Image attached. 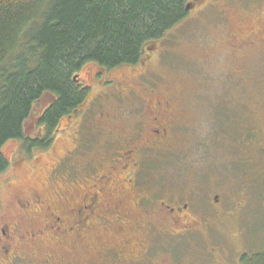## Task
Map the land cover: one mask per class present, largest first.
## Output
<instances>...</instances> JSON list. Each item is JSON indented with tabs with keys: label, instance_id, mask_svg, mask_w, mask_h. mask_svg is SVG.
<instances>
[{
	"label": "rangeland",
	"instance_id": "374dc122",
	"mask_svg": "<svg viewBox=\"0 0 264 264\" xmlns=\"http://www.w3.org/2000/svg\"><path fill=\"white\" fill-rule=\"evenodd\" d=\"M189 10L185 21L146 47L142 65L108 74L119 93L90 80L98 65L82 69L91 93L60 121L52 149L27 156L16 141L3 147L11 164L0 175V222L17 214V198L39 193L62 207L99 176L125 178L137 164L141 186L132 183L131 192L174 207L187 202L193 223L172 224L164 208L146 221L144 209L125 199L130 220L101 213L107 223L95 219V233L81 239V247L72 236L23 240L16 264H251L264 251V0H193ZM143 74L154 77L163 88L159 101L169 103L167 122L175 129L162 150L149 149L151 121L143 117L132 130L138 126L134 111L146 109ZM53 100L47 94L35 104L27 134L38 135L37 117ZM119 149L134 153L115 167ZM65 157L53 183L52 170ZM149 205L144 208L151 213L160 207ZM188 223L195 235L172 236ZM142 246L150 247L143 258ZM108 249L121 254L118 262L107 259Z\"/></svg>",
	"mask_w": 264,
	"mask_h": 264
},
{
	"label": "trees",
	"instance_id": "16d2710c",
	"mask_svg": "<svg viewBox=\"0 0 264 264\" xmlns=\"http://www.w3.org/2000/svg\"><path fill=\"white\" fill-rule=\"evenodd\" d=\"M191 1L0 0V174L3 147L23 139L43 96L54 97L41 118L50 134L85 100L74 81L85 66L138 64L189 17ZM251 264H264V251Z\"/></svg>",
	"mask_w": 264,
	"mask_h": 264
},
{
	"label": "flooded vegetation",
	"instance_id": "af4514ba",
	"mask_svg": "<svg viewBox=\"0 0 264 264\" xmlns=\"http://www.w3.org/2000/svg\"><path fill=\"white\" fill-rule=\"evenodd\" d=\"M189 9H190V4L188 6V10ZM147 47L151 48L150 46ZM146 50L147 49L145 48L143 51V56L146 53V57H147L148 53L146 52ZM142 59L138 64L128 65V67L133 68L142 65L143 62ZM121 67H127V66H119L113 69L103 68L99 66L98 68L100 70L97 71V73L95 72L94 75H92V79L90 80L95 81L96 84H99L100 86H102V88H107L110 90L113 88L112 91H114L117 89V86L113 80H110L108 78V74L113 70ZM142 76H143L142 82L145 84L144 93L146 97L143 99V101L146 103L145 104L146 109L143 110L144 115L141 113L139 107L137 109L138 110L137 112L134 111L135 112L134 116H136L138 120L137 121L138 126L135 125L132 128V130H135L141 125H143V121L141 120V118L144 117L146 120L148 119L149 121H151V123H149L148 125L147 132L149 135H151V139L153 141V144L151 146L154 145L149 149L162 150L164 146H166L165 142L163 141L166 138L168 139L169 137L168 133L172 132V130L175 129L174 126L169 125L167 122L168 115L171 114L170 107L168 105L169 103L165 102L163 104L162 102L159 101V97L157 93L158 92L160 93L161 90H163V88H161L159 86V83L153 79L154 77H150V75L148 74L147 75L143 74ZM74 81L76 85L79 87L80 91L85 92L86 94L85 100H86L87 96H89L91 93L90 91L91 86L85 84L80 79V74H77V76H75ZM117 93L119 92L117 91ZM85 100L83 101V103L85 102ZM53 101L37 117L38 119L37 126L41 130L37 133L38 135L27 134L24 126L23 139L13 140L18 143L20 150L27 156H32V154L35 153L36 151H48L49 149H52L51 147L55 142V136L58 132L60 121L65 118L63 117L59 121L56 129L49 134L47 126L41 123V118L44 111L48 109V107L53 103ZM79 107L72 114H74L79 109ZM178 127L179 126H177V129ZM132 130L130 129L128 131V134L132 132ZM136 132L139 134V131H135L134 134H137ZM147 141H150V139L148 138ZM130 142L131 144L136 142L134 135L130 140ZM114 153L115 156H113L114 159L112 158L111 162L115 164V167L116 166L119 167L118 165H120L121 162L126 161V164H128L129 160L132 159L131 153H134V149H129L128 151L122 150L120 152L115 151ZM120 153L123 155L122 156L123 160L116 161V158H119ZM63 159H66V157L62 158L61 161L57 163L55 169L52 170L53 174L51 176V180L53 183H55L53 179L57 178V176L59 177L60 170L63 165ZM6 160L9 165L5 172L8 171L11 164V161L9 159L6 158ZM24 161H25V157H23L22 159L19 158L17 160L18 164ZM134 166H136L137 168L135 173H127V176H133V178L129 179L126 176L125 178L118 179L115 176L101 175L98 178H96L94 184L92 185L91 189L89 188L88 192L85 191L83 194H81L82 190H79L77 192L75 191L74 193L75 196L79 195L80 198L78 197L77 200L72 201V203H69L66 200V203L62 207H55L53 205L54 203L51 204L52 201L51 202L47 201L39 193H32V195L26 198L24 197L17 198L18 200H16L14 203L17 214H15V216L10 218V220L7 222H0V264H16L17 260L19 259L21 260V258H19L21 254L18 251H19V247L24 245V243H21L23 242V240L25 241L28 240L32 242L38 238L46 236L47 234L56 237V239H60L63 237H64L63 239H67L70 238V236H72L75 239L74 242L78 244V247H81V239L95 233V223H94L95 219L97 220L98 218L103 220L105 223H107L108 218L103 217V215L101 216L100 215L101 213L104 214L105 212H110L111 215L113 214L117 215L116 219H121V220L123 219V221L130 220L132 214L130 213L129 207L125 204V199H128L131 202H133L134 206L137 209L139 210L144 209L143 214L147 218L146 221H148V218L151 217V215L153 218H156V216L160 217L162 215L161 211L164 208L165 214L168 216V218L171 219L172 224L176 225L181 220L190 221L193 223L194 220H192L189 216L185 215V212L188 211V209H190V204H188L187 202L179 206L175 205L174 207L167 202L166 203L165 202L158 203V201L154 202L153 199H149L145 196H142L141 192L137 195L136 190L134 192H131L132 183H134L136 187L138 185H139L138 187L141 186V181L138 178L141 169L140 167L137 166V164H134ZM62 177H64L65 180L68 179L65 178L66 176L64 174H62ZM74 186L71 185V188L73 190L75 189ZM72 195L73 192L69 194V196ZM218 197H216L215 203L218 202L217 201ZM57 198L58 196L55 197V200ZM145 202L151 203V205H149L150 208H152L151 206L153 205H155L156 207L159 206L160 207L158 208V211L153 210L151 213L149 210L144 208ZM146 207L148 206L146 205ZM216 214H219V212H216ZM39 217L42 218L41 224L34 226L35 222L37 221V219H39ZM148 224L149 223L147 222V226ZM189 226L190 225L188 223L186 227H184L185 229L175 232V235L172 234V236H179L180 234L190 235V236L195 235V232ZM149 248H150L149 246H142L141 248L143 249L142 258L147 254ZM105 254L108 256L107 259L111 260L112 262H118V258L120 260L121 254L119 255V253L114 252L113 250L110 249H108L107 251L105 250L104 255ZM48 263L49 261H47V264ZM51 264H55V262Z\"/></svg>",
	"mask_w": 264,
	"mask_h": 264
}]
</instances>
